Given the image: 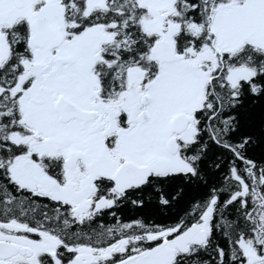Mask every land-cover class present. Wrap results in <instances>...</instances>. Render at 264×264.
Masks as SVG:
<instances>
[{
  "label": "snow or ice",
  "instance_id": "6c2138e0",
  "mask_svg": "<svg viewBox=\"0 0 264 264\" xmlns=\"http://www.w3.org/2000/svg\"><path fill=\"white\" fill-rule=\"evenodd\" d=\"M0 264H264V0H0Z\"/></svg>",
  "mask_w": 264,
  "mask_h": 264
}]
</instances>
